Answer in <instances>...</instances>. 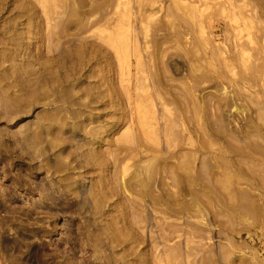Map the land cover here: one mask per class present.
<instances>
[{
  "label": "rangeland",
  "instance_id": "obj_1",
  "mask_svg": "<svg viewBox=\"0 0 264 264\" xmlns=\"http://www.w3.org/2000/svg\"><path fill=\"white\" fill-rule=\"evenodd\" d=\"M0 264H264V0H0Z\"/></svg>",
  "mask_w": 264,
  "mask_h": 264
}]
</instances>
